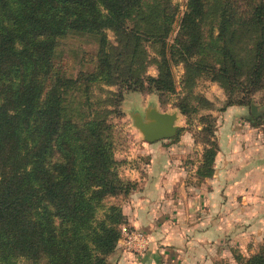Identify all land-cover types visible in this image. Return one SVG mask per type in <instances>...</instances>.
I'll use <instances>...</instances> for the list:
<instances>
[{
    "label": "trees",
    "instance_id": "trees-1",
    "mask_svg": "<svg viewBox=\"0 0 264 264\" xmlns=\"http://www.w3.org/2000/svg\"><path fill=\"white\" fill-rule=\"evenodd\" d=\"M242 3L188 0L180 38L167 51L173 0H0V264H110L125 214L108 199L138 184L119 173L114 128L106 109H94L91 88L115 84L117 98L124 89L174 93L173 67L183 64L185 86L207 75L229 92L223 110L250 106L264 89V0ZM212 15L220 19L216 36L214 25L205 30ZM242 25L256 33L246 53L236 44ZM72 34L98 42L95 57L83 60L94 69L75 76L57 63L59 40ZM145 42L160 44L158 76L146 75ZM114 97L104 103L116 106ZM179 108L189 112L187 103ZM208 143L202 170L211 175L218 145ZM245 264H264V243Z\"/></svg>",
    "mask_w": 264,
    "mask_h": 264
},
{
    "label": "crops",
    "instance_id": "crops-1",
    "mask_svg": "<svg viewBox=\"0 0 264 264\" xmlns=\"http://www.w3.org/2000/svg\"><path fill=\"white\" fill-rule=\"evenodd\" d=\"M263 115L255 100L250 106H228L222 115L213 113L219 123L211 175L202 170L205 148L194 163L185 164L180 155H191L195 147L182 145L161 162L153 161L144 178H131L144 185L131 196L145 209L126 214L134 232L150 233L139 250L120 239L118 264H245L259 252L264 243ZM154 164H161L155 174ZM189 165L199 185L185 183L182 190L178 184Z\"/></svg>",
    "mask_w": 264,
    "mask_h": 264
},
{
    "label": "rangeland",
    "instance_id": "rangeland-1",
    "mask_svg": "<svg viewBox=\"0 0 264 264\" xmlns=\"http://www.w3.org/2000/svg\"><path fill=\"white\" fill-rule=\"evenodd\" d=\"M209 3L213 0H208ZM237 5H243L242 0H233ZM173 4L176 6V17L172 26V31L167 40L168 46L167 51H172L171 45L176 43L177 39L180 38L181 24L183 21L184 13L188 10L187 4L188 0H173ZM236 5V6H237ZM210 5H208L209 8ZM238 19V18H236ZM244 20V19H243ZM218 15H212V18L207 19L205 25V30H210L212 25L215 31V36L218 31ZM244 26V25H242ZM247 26L240 27L239 35L236 37L237 48L240 52L246 53V48L251 46L250 42L256 37L254 30H249L250 34L247 32ZM248 33L243 36L241 33L245 31ZM238 34V30L236 29ZM236 34V35H237ZM244 34V33H243ZM109 39L112 44H118V38L113 31H108ZM214 36V37H215ZM229 37V36H228ZM248 37V39H247ZM212 38L207 36V40L210 41ZM246 39V40H245ZM243 40V41H242ZM250 41V42H249ZM146 51L148 54V65L146 68V75L148 76H158L157 62L159 60V50L160 44H152L150 42H145ZM242 47V49H241ZM98 49L97 39L89 35H79L72 34L65 38L59 40L58 52H57V63H68V67L72 70L73 75H77L79 71H92L94 69V63H83L84 59L91 60L95 57ZM170 54V52H168ZM92 57V58H91ZM184 66L183 64H175L173 67L174 81H175V92L161 94L157 91H148V89L132 91V90H122V96L116 97L118 93H121V88L115 84H107L104 82L96 83L91 88V93L89 95L92 102L95 103L94 109H103V116L107 117L109 123L112 124L114 128V143L116 158L119 161L118 170L120 175L138 184L137 188L134 189V193L141 192L143 189V184L141 180L138 183L136 180H132V177H137L142 179L147 175L149 166H152V162H161L162 159H166L165 156L168 151L170 155L172 148L178 150L180 146H194V150L191 155L185 157L180 155L182 161L194 163L199 158V153L202 148H206L210 141H216L215 133L211 136L209 126L214 125V130L216 132L219 120L213 116L218 114L222 115L223 107L225 106L224 101L228 98L229 92H227L218 82L212 81L207 75L198 77L193 86H188L184 82ZM145 77V76H144ZM115 94V99L119 100V103L115 106L113 101L106 102L111 96ZM241 93H235L234 97H241ZM76 100L84 101L85 95L81 92L76 93L74 96ZM72 97L69 96L70 102L73 101ZM68 99V101H69ZM206 100L205 103L203 100ZM102 100V104L97 102ZM253 100L259 104L261 111L264 113V89L257 92ZM78 103V104H79ZM182 103L188 104V113L185 115L179 108ZM156 108L162 112L174 113L177 112L179 119L177 125L179 126V134L175 137L160 140L157 142H148L145 140L144 134L137 127L135 116L142 115L145 120H148V112ZM247 112L251 115V111L248 109ZM208 115H212L211 118ZM214 117V118H213ZM81 119V116H79ZM218 120V121H217ZM264 123V115L262 121ZM260 126V124H256ZM175 146H178L175 147ZM153 168V174L158 170L159 165ZM186 166V165H185ZM193 169L191 165L188 167V173L186 178L182 176L180 183L178 184L182 190H184V184L189 186H196L199 183L193 179ZM136 190V191H135ZM138 190V191H137ZM132 193L122 194L114 198H109L107 204L119 205L125 218L120 226V239L124 240L127 234H131L135 229L130 221V216L127 215L126 211L129 213L134 212L136 209L141 211L142 208L139 205L138 200H132ZM135 213V212H134ZM101 212L99 216H101ZM142 232V231H141ZM119 239V241H120ZM119 241L115 251L109 256L110 264H118L121 260L120 255L121 249L119 248ZM119 248V250H118ZM136 257V256H135ZM18 264H28L26 260L22 259Z\"/></svg>",
    "mask_w": 264,
    "mask_h": 264
},
{
    "label": "water",
    "instance_id": "water-1",
    "mask_svg": "<svg viewBox=\"0 0 264 264\" xmlns=\"http://www.w3.org/2000/svg\"><path fill=\"white\" fill-rule=\"evenodd\" d=\"M252 112L255 117H258L259 111L255 103H252ZM134 118L137 127L142 131L145 140L148 142L175 137L179 130L177 125L179 115L177 112H162L152 108L148 112V120H145L142 115H136Z\"/></svg>",
    "mask_w": 264,
    "mask_h": 264
},
{
    "label": "built area",
    "instance_id": "built-area-1",
    "mask_svg": "<svg viewBox=\"0 0 264 264\" xmlns=\"http://www.w3.org/2000/svg\"><path fill=\"white\" fill-rule=\"evenodd\" d=\"M146 235L143 232H132L126 235V241H128L129 248L131 249H141L146 246ZM137 250V251H138Z\"/></svg>",
    "mask_w": 264,
    "mask_h": 264
}]
</instances>
